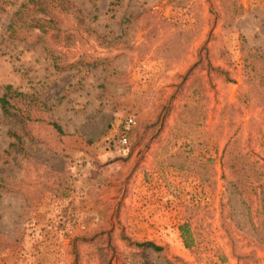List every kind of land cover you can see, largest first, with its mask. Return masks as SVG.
Here are the masks:
<instances>
[{
  "label": "rangeland",
  "instance_id": "1",
  "mask_svg": "<svg viewBox=\"0 0 264 264\" xmlns=\"http://www.w3.org/2000/svg\"><path fill=\"white\" fill-rule=\"evenodd\" d=\"M186 4L0 0V94L26 96L0 110V264H264L263 177L233 193L221 167L233 140L264 154V111L237 103L245 60L264 71V0ZM130 115L121 154L109 143ZM175 153L215 176L168 166ZM163 225L176 234L161 252L138 246Z\"/></svg>",
  "mask_w": 264,
  "mask_h": 264
},
{
  "label": "trees",
  "instance_id": "2",
  "mask_svg": "<svg viewBox=\"0 0 264 264\" xmlns=\"http://www.w3.org/2000/svg\"><path fill=\"white\" fill-rule=\"evenodd\" d=\"M167 5H171L173 7H184L186 6L187 0H165ZM185 2V3H184ZM184 3V4H183ZM244 10L243 7L237 5L234 10L233 17L237 16L240 17L243 14ZM131 17V16H130ZM124 18L121 22L122 26L124 27L122 30V34L117 37L116 39H122L123 36L126 34V25L129 24V18ZM41 28V27H40ZM42 33L45 35L48 31H45L42 28ZM172 36L177 38L185 37L186 39L190 38L189 32L185 31H177ZM116 39L112 40L115 41ZM114 42H112L113 44ZM186 43V41H185ZM122 44L125 46L124 48L130 50L131 47L129 46L128 42L123 41ZM164 44L162 45V47ZM168 50L171 49V44L166 45ZM180 47H185L184 45H180ZM177 50H179V46L176 45ZM176 57L174 59H179L183 57L184 50L178 52L176 51ZM245 69L246 70V80L245 85L247 88L241 89L237 93V103H242L244 105H248L251 107H260L262 111H264V71L259 73L257 69V61H250L245 60ZM104 89V88H103ZM105 90V89H104ZM24 98L23 94L17 92L13 89L10 85H6L2 93L0 94V110L2 114L6 117H12L14 114L11 113V109H16V104L19 98ZM41 104V103H40ZM44 108L46 105L41 104ZM17 110V109H16ZM52 128L58 133L59 135L63 136L64 131L60 126L57 125L56 122L52 121L51 123ZM10 138H14L15 141L10 143L11 147L17 146V142H19V136L15 133H9ZM261 143L260 147L264 150V132L261 135ZM252 154L246 153L239 142L237 140H233L226 145L223 150L222 157H221V167L223 168L224 174L223 178L228 188L233 190V193H242L243 188L245 185L252 181L250 177L251 173H255L261 177L263 180L260 182H264V154L261 155L257 160L252 159ZM168 166L178 169L180 171H185L193 174H198L201 177H214L216 174L215 168L213 166L212 160L206 159L197 163L195 158H191L188 154L184 153H175L171 154L167 158ZM197 163V164H196ZM227 174V177L225 176ZM226 177V179H225ZM254 180V179H253ZM253 184V183H252ZM246 202H252L253 199H249V197H244ZM255 201L259 205L260 212L263 211L264 214V183L261 184V192L259 195L255 197ZM263 224V227H260ZM259 227L264 229V223H262ZM186 231L182 229L181 235L184 236ZM260 243L264 245V235L262 239H260ZM139 247H148L154 252H161L162 249L155 246L153 243H142L138 245Z\"/></svg>",
  "mask_w": 264,
  "mask_h": 264
},
{
  "label": "built area",
  "instance_id": "3",
  "mask_svg": "<svg viewBox=\"0 0 264 264\" xmlns=\"http://www.w3.org/2000/svg\"><path fill=\"white\" fill-rule=\"evenodd\" d=\"M135 126V119L132 115L127 116L124 118V120L121 123V132L119 133V135L116 136V139H114L113 141H111L110 147L116 149L119 153L124 154L128 151V146H129V139H128V134L129 132L134 128ZM144 202L143 205H141L142 208L147 209L148 204H147V196L143 197ZM153 219L152 216L147 217L146 220L148 222H152L151 220ZM163 230L165 229L163 235L158 234L156 235L155 233H153L152 237H151V242L160 245L162 243H171V241L174 239V234H176L175 229L173 230V228H168L165 225H163ZM154 232V231H153Z\"/></svg>",
  "mask_w": 264,
  "mask_h": 264
}]
</instances>
